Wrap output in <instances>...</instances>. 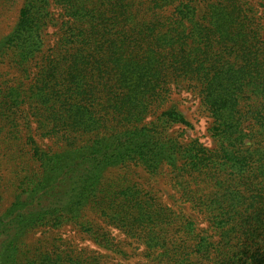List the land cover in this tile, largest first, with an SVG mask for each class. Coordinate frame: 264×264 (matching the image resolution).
<instances>
[{
    "label": "trees",
    "instance_id": "obj_1",
    "mask_svg": "<svg viewBox=\"0 0 264 264\" xmlns=\"http://www.w3.org/2000/svg\"><path fill=\"white\" fill-rule=\"evenodd\" d=\"M20 2L0 35V264H264V0ZM66 226L105 252L29 240Z\"/></svg>",
    "mask_w": 264,
    "mask_h": 264
},
{
    "label": "rangeland",
    "instance_id": "obj_2",
    "mask_svg": "<svg viewBox=\"0 0 264 264\" xmlns=\"http://www.w3.org/2000/svg\"><path fill=\"white\" fill-rule=\"evenodd\" d=\"M20 0L16 4L11 5L10 3L5 6V8H0V35L6 34L10 31L12 26L14 25L18 10L20 7ZM179 98V97H178ZM180 99L182 104L180 107L183 108L188 116L192 119L195 125V130L189 131L190 135L199 136L202 140L205 141L207 144H212V139L208 135L207 127L209 126L208 118L202 112L199 107V100L198 98L191 92H180ZM50 140V139H49ZM49 140L44 139V143H51ZM1 153V152H0ZM6 164L2 161V165L0 166V178H1V191L0 192V214L6 210L9 204L12 202V189L13 185V174L11 172L10 167L5 166ZM137 174H141L138 177L140 180L144 181L149 178L148 174L143 173L141 170H138ZM160 194L166 199L168 194L171 195L173 189L170 187L168 182L163 178H160ZM200 220V219H199ZM201 226L206 225L204 222L200 224ZM114 234H116L118 239H124V235L120 233L117 229H111ZM41 239L43 241L50 242L51 240H62L66 244H74L78 245L79 247H86L87 249H92L95 251L105 252L102 250L101 247H98L89 237L78 234L76 230L71 226H66L60 230H35L29 235V240H37ZM129 249V247H127ZM140 258L138 256H131L129 259H120V258H113L111 255L109 257L108 264H116L120 261L121 264H139Z\"/></svg>",
    "mask_w": 264,
    "mask_h": 264
}]
</instances>
